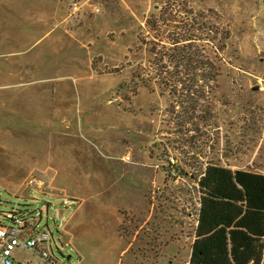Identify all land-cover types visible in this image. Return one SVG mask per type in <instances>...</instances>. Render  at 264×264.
<instances>
[{"label": "rangeland", "instance_id": "obj_1", "mask_svg": "<svg viewBox=\"0 0 264 264\" xmlns=\"http://www.w3.org/2000/svg\"><path fill=\"white\" fill-rule=\"evenodd\" d=\"M190 11L222 75L184 125L181 95L144 86L143 40ZM209 164L264 174V0H0V224L32 217L67 264H151L153 208L190 238Z\"/></svg>", "mask_w": 264, "mask_h": 264}, {"label": "trees", "instance_id": "obj_2", "mask_svg": "<svg viewBox=\"0 0 264 264\" xmlns=\"http://www.w3.org/2000/svg\"><path fill=\"white\" fill-rule=\"evenodd\" d=\"M175 9L170 8L172 13ZM171 23L169 32L162 35L149 21L157 41L143 40L151 57L142 78L144 86L181 95L173 109L179 106L189 115L181 121L184 125L198 115L210 119V97L222 75L216 52L207 48L215 40L214 30L193 11L173 17ZM224 39H229V32ZM197 188L200 206L189 264H263L264 174L209 164Z\"/></svg>", "mask_w": 264, "mask_h": 264}, {"label": "built area", "instance_id": "obj_3", "mask_svg": "<svg viewBox=\"0 0 264 264\" xmlns=\"http://www.w3.org/2000/svg\"><path fill=\"white\" fill-rule=\"evenodd\" d=\"M129 159L126 155L125 160ZM5 218L8 224H0V264H67L63 257L54 253L52 235L39 228L35 219L14 212L7 213ZM18 252L30 256L20 259Z\"/></svg>", "mask_w": 264, "mask_h": 264}, {"label": "flooded vegetation", "instance_id": "obj_4", "mask_svg": "<svg viewBox=\"0 0 264 264\" xmlns=\"http://www.w3.org/2000/svg\"><path fill=\"white\" fill-rule=\"evenodd\" d=\"M163 213L164 211L158 210L156 213L157 221L154 220L152 223L148 222L146 225L145 235L148 236L146 242L148 256H144L147 257L150 262L152 261L151 264H182V261L181 263L178 261L177 244L181 239L187 241L188 238H185L182 233L180 235V226L178 234L176 233V221L164 222L162 220ZM171 218L172 214L168 216L169 220ZM176 237H178V239H176Z\"/></svg>", "mask_w": 264, "mask_h": 264}, {"label": "crops", "instance_id": "obj_5", "mask_svg": "<svg viewBox=\"0 0 264 264\" xmlns=\"http://www.w3.org/2000/svg\"><path fill=\"white\" fill-rule=\"evenodd\" d=\"M197 206H199V204L197 205ZM153 211H154V214L153 213H151V216H149V218L151 217V219H149L148 221H147V223H146V225L148 224V222H150V223H152L154 220L155 221H157V214H156V210L153 208ZM155 214H156V216H155ZM194 231H193V235L190 237V238H188V242H189V246H190V256H191V245H192V243H193V241H194V239H195V227L197 226V222H196V218H195V220H194ZM175 227H176V229H177V234H178V229H179V225H178V222H175ZM176 239H178V237H176ZM190 256H189V258L184 262V264H189V261H190ZM145 260H148V258L147 257H145L144 258V261Z\"/></svg>", "mask_w": 264, "mask_h": 264}, {"label": "water", "instance_id": "obj_6", "mask_svg": "<svg viewBox=\"0 0 264 264\" xmlns=\"http://www.w3.org/2000/svg\"><path fill=\"white\" fill-rule=\"evenodd\" d=\"M70 259V257H68V260Z\"/></svg>", "mask_w": 264, "mask_h": 264}]
</instances>
